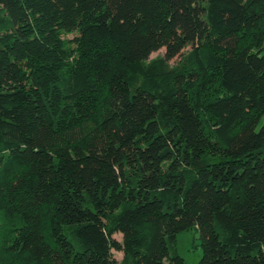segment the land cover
I'll return each mask as SVG.
<instances>
[{"label":"trees","instance_id":"1","mask_svg":"<svg viewBox=\"0 0 264 264\" xmlns=\"http://www.w3.org/2000/svg\"><path fill=\"white\" fill-rule=\"evenodd\" d=\"M194 228L264 264V0H0V264H184Z\"/></svg>","mask_w":264,"mask_h":264},{"label":"rangeland","instance_id":"2","mask_svg":"<svg viewBox=\"0 0 264 264\" xmlns=\"http://www.w3.org/2000/svg\"><path fill=\"white\" fill-rule=\"evenodd\" d=\"M77 34H63V39L71 40ZM165 50L162 49L151 55V58L157 56H164ZM177 59L172 60L170 63L175 64ZM115 238L119 241L122 240V235H115ZM176 250L178 255L183 258L184 264H198L202 258L203 251L201 247L200 232L197 228L189 231H185L177 236ZM114 257L120 261L123 257L122 253L113 252Z\"/></svg>","mask_w":264,"mask_h":264}]
</instances>
